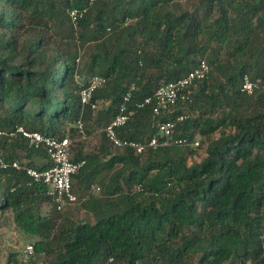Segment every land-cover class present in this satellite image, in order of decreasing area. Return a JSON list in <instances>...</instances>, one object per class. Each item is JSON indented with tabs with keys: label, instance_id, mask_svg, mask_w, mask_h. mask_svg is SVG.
I'll return each mask as SVG.
<instances>
[{
	"label": "trees",
	"instance_id": "obj_1",
	"mask_svg": "<svg viewBox=\"0 0 264 264\" xmlns=\"http://www.w3.org/2000/svg\"><path fill=\"white\" fill-rule=\"evenodd\" d=\"M195 1L190 11L181 0H0V129L70 135L74 159L87 160L73 186L118 166L107 187L115 202L85 206L93 222L47 213L46 186L24 171H0V216L13 215L46 264H264V0ZM75 8H87L76 25ZM202 59L211 73L191 101L180 100L168 116H156L151 105L135 108ZM93 75L105 84L94 97L102 109L82 115L86 139L87 123L114 118L132 86L136 113L118 130L122 139L147 141L159 121L179 114L187 118L176 137L192 140L204 124V133L230 130L192 165L178 145L115 154L104 134L98 150L85 154L75 124L79 91ZM246 75L261 90L244 93ZM0 155L46 168L32 161L46 153L23 139L4 137Z\"/></svg>",
	"mask_w": 264,
	"mask_h": 264
},
{
	"label": "built area",
	"instance_id": "obj_2",
	"mask_svg": "<svg viewBox=\"0 0 264 264\" xmlns=\"http://www.w3.org/2000/svg\"><path fill=\"white\" fill-rule=\"evenodd\" d=\"M97 0H90L94 3ZM86 9H72L70 17L76 25L78 20L82 18ZM80 61V55L76 59ZM211 66L202 59L196 68L191 70L187 75L175 81H170L157 87L152 96L146 97L142 102L136 103L135 108H143L146 105H151L153 113L156 116H168L174 112L180 100L191 101L193 94L197 90L199 84L209 78ZM105 84V79L100 75L91 76L85 85L79 91L80 101L82 106L81 117L76 122V129L82 139H86L85 122L83 114L90 109L97 113L101 104L95 100V93ZM135 90L132 86L120 104L117 114L101 131L109 140L111 146L115 150L130 148L137 155H142L149 149L156 150L159 147H169L178 145L184 149L196 150L200 147V142L195 138L187 140L185 138L176 137L175 130L178 122L184 121L187 116L179 114L175 120L159 121L157 123V132L147 141H135L122 139L118 135V130L127 125L136 113L135 108H131V93ZM261 90V84L252 81L247 75L244 77L242 91L249 95H253L256 91ZM7 137L9 141L15 139H23L27 142L29 148L43 150L46 153L48 167L39 169L25 165L18 159H7L0 155V171L15 169L24 171L34 183H40L46 186L48 195L52 200V204L57 213H63L67 208L79 203V196L74 191L73 176L85 166L87 160H75L73 158V143L74 139L70 135L59 138L55 136H46L39 132L28 131L20 126L12 131H3L0 129V140ZM79 140V139H78ZM91 190L101 191V188L95 184H91ZM133 190L136 192L142 191L141 185H135ZM26 252L32 254L34 247L29 244Z\"/></svg>",
	"mask_w": 264,
	"mask_h": 264
},
{
	"label": "rangeland",
	"instance_id": "obj_3",
	"mask_svg": "<svg viewBox=\"0 0 264 264\" xmlns=\"http://www.w3.org/2000/svg\"><path fill=\"white\" fill-rule=\"evenodd\" d=\"M180 4L184 9H188L190 11H193L197 5L195 0H181ZM172 9L174 10L175 7H173ZM225 52H226L225 50H221L219 52V57L223 60L227 59ZM211 54L212 53L208 54V56L206 57L207 60L211 59ZM108 102L109 101L106 102L105 106L109 105ZM222 116H223L222 112L214 116L213 117L214 123H217L216 121H218L219 118ZM87 124H88L87 128L89 130V133H87V139L84 140L82 144H84L83 149L86 147L87 153L91 154L93 151L96 152V147L98 146L96 141L99 142V138L102 135L101 133H96V134L94 133L99 131L103 127L104 121L91 120ZM203 128L204 129L206 128L205 124ZM202 129L199 130V132L195 136V139L200 142V147L198 149L192 150V149L182 148L184 152L185 160L188 165L200 163L206 156V147L208 146V143L211 140L219 137L224 132L230 130L225 126H222L212 133H204ZM97 137L99 138L97 139ZM111 149L112 152L115 154L121 151V150H115L113 148ZM42 157H43L42 159H44V156ZM22 159L23 160L26 159L24 154H22ZM42 159L39 158L38 161ZM117 167L118 166H116L111 170L103 171L99 175H96L94 179L89 182L88 188L86 187L81 190L82 192L79 195L78 204L67 208L63 213L60 214L58 213V215L55 213L53 204L50 207L46 208L45 211L47 213L48 212L54 213V215L60 217L62 221L93 222L94 221L93 215L91 214L90 211L86 209L85 206L87 204L105 205L107 201L108 203L115 202L114 200L115 196L113 197L109 195L107 189L109 188L108 185L109 180L113 175L114 171H116ZM91 184H95L99 186L101 188V191L91 190L90 187ZM74 189L78 190V186L74 185ZM7 215L8 214H6V216ZM195 222H202V218L196 215ZM29 244H31L30 238L24 235L23 232L17 227L16 223L14 222L13 215L9 216V219L0 216V264H15L13 258L16 256L19 264H46L47 258H45L44 255H36L34 251L32 254H30L25 251L26 247ZM29 256L31 258H28ZM145 264H149V263H145Z\"/></svg>",
	"mask_w": 264,
	"mask_h": 264
},
{
	"label": "crops",
	"instance_id": "obj_4",
	"mask_svg": "<svg viewBox=\"0 0 264 264\" xmlns=\"http://www.w3.org/2000/svg\"><path fill=\"white\" fill-rule=\"evenodd\" d=\"M90 77H88L87 79H85L84 81H85V83H83V84H86V82L88 81V79H89ZM109 104V103H108ZM113 119V118H112ZM111 119V120H112ZM100 120H101V118H100ZM111 120L109 121V122H104V125H103V127L99 130V131H97V132H95L94 134H96V133H100V131L107 125V124H109L110 122H111ZM92 137H93V135H92ZM99 137H97V139H98ZM96 143H97V147H96V151L98 150V148H99V146H100V143H101V137L99 138V142H97L96 141ZM112 147V146H111ZM84 153L85 154H87V150H86V147L84 148ZM73 158H76V152L74 151L73 152ZM39 158H43L42 157V155H36V156H34L33 158H32V161L34 162V164L36 165V166H38V167H48V161H47V157L46 156H44V159H42V160H39L38 161V159ZM88 188V185H86V186H78V190H75L74 189V191H75V193L79 196L80 195V193L82 192L81 190L82 189H84V188Z\"/></svg>",
	"mask_w": 264,
	"mask_h": 264
}]
</instances>
